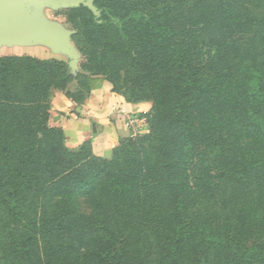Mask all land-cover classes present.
Returning a JSON list of instances; mask_svg holds the SVG:
<instances>
[{"label": "rangeland", "instance_id": "1", "mask_svg": "<svg viewBox=\"0 0 264 264\" xmlns=\"http://www.w3.org/2000/svg\"><path fill=\"white\" fill-rule=\"evenodd\" d=\"M109 1L0 2L53 30L0 40V264H216L215 237L264 206V129L247 110L264 112V0H230L221 42V0L203 15L198 0ZM88 75L133 135L66 140L53 117Z\"/></svg>", "mask_w": 264, "mask_h": 264}, {"label": "trees", "instance_id": "2", "mask_svg": "<svg viewBox=\"0 0 264 264\" xmlns=\"http://www.w3.org/2000/svg\"><path fill=\"white\" fill-rule=\"evenodd\" d=\"M229 1L230 0L219 1V7H220L219 11H215L212 13L213 16L214 15L217 16L216 20L220 24V26L218 27L220 30V34H219L220 42L225 39L227 33L230 30L231 24L239 17V15L233 11V7ZM198 2L200 5H194L193 10L197 11V13L200 15L208 13L209 9L214 10L216 7H218V5H216L215 3L213 4L208 3V0H198ZM109 11L110 9H106V12L109 13ZM133 13H134L133 21L135 23L142 21L145 25L148 24L151 30L157 31L155 32L156 34L158 35L159 33L169 34V32H171L169 28L167 27L164 28L159 26L158 23L152 20L154 18L147 16L145 13H143V11L136 10ZM204 21L205 20H202L200 23H205ZM127 22H130V20H127ZM218 48L219 47L217 46L215 47L216 53H218L220 50ZM91 77L94 76L88 75L85 78V85L87 84L89 89L92 88ZM214 85L216 86L217 84ZM228 85L230 86V84ZM212 87L214 88V86ZM257 108L258 106L251 103L248 106L247 110L252 112L251 115H253L254 113L253 120L258 121L260 119V121H258V127H260L261 131H263L264 118L262 117V115L264 114V112L259 108H258L259 110L256 111ZM253 166H261L260 158L253 160ZM247 208L250 209V212L248 213L247 216L244 217V222L246 225L250 224L249 228L240 231L239 228L235 227L233 230L230 231V232L234 231L232 232V234L222 233L216 237L214 234H212L213 237H215L212 244L213 246H211L214 248L212 249V251L215 254L222 256L220 262L217 261L216 264H264V206L259 205L258 207H254V208L247 207ZM243 233L246 235H248L249 233L255 235L254 239L249 240L247 236L246 237L242 236ZM195 251L198 252L197 249ZM201 260H199V264H208L205 260L203 259Z\"/></svg>", "mask_w": 264, "mask_h": 264}, {"label": "crops", "instance_id": "3", "mask_svg": "<svg viewBox=\"0 0 264 264\" xmlns=\"http://www.w3.org/2000/svg\"><path fill=\"white\" fill-rule=\"evenodd\" d=\"M3 12L6 13V10L0 9L2 18L10 20L2 14ZM11 21L32 22L23 18ZM38 34L39 32H36L33 37ZM91 84L90 89L87 84L84 85V99H80L78 103L64 102L61 109L58 108V114L53 117L55 125L62 128L66 140L78 143L91 138L100 139L103 136L115 140L133 135L132 126L126 114L122 112L124 108H120V100L109 89L108 82L94 76L91 77Z\"/></svg>", "mask_w": 264, "mask_h": 264}, {"label": "water", "instance_id": "4", "mask_svg": "<svg viewBox=\"0 0 264 264\" xmlns=\"http://www.w3.org/2000/svg\"><path fill=\"white\" fill-rule=\"evenodd\" d=\"M1 1L3 0H0V2ZM8 1L18 2L19 4L25 1L34 2L36 0H8ZM19 15L20 18H22V15L20 13ZM42 31H44V33L48 35H53L52 28L45 23L5 20L2 18L0 14V40L19 41L25 38H31L36 32L41 33Z\"/></svg>", "mask_w": 264, "mask_h": 264}]
</instances>
